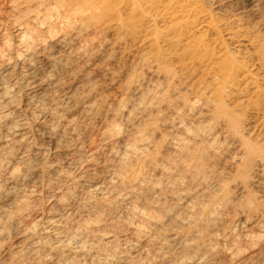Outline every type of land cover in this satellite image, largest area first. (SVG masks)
Returning <instances> with one entry per match:
<instances>
[{"label":"bare ground","instance_id":"6f19581e","mask_svg":"<svg viewBox=\"0 0 264 264\" xmlns=\"http://www.w3.org/2000/svg\"><path fill=\"white\" fill-rule=\"evenodd\" d=\"M222 1H9L0 264H264V17Z\"/></svg>","mask_w":264,"mask_h":264},{"label":"rangeland","instance_id":"374dc122","mask_svg":"<svg viewBox=\"0 0 264 264\" xmlns=\"http://www.w3.org/2000/svg\"><path fill=\"white\" fill-rule=\"evenodd\" d=\"M9 1L10 0H0V28H1L0 29V36L3 34V32L5 30L6 31L5 36H3L2 38L3 39L7 38L10 40L11 44H14L15 38L13 39V37L16 36V34H17L16 32H19V31H18V28L14 27V26L9 25L8 28L6 26L8 24H11L12 21L14 22V20L17 19V17L14 19L13 15H15L16 13H14V12L12 13L11 7H13V5L10 4ZM235 1L236 0H224L218 4H215L214 6H212L210 8H211V10H215L217 8L221 9L223 7V9L233 10L236 8V5H234ZM247 2H249V1H247ZM257 2H258L259 9H260V15L264 17V0H257ZM17 9H19V8L17 7ZM20 9H23L22 6ZM17 12H18V10H17ZM15 16H17V15H15ZM2 24H3V26H2ZM2 38H0L1 41H2ZM96 78H97V80H100L98 76H96Z\"/></svg>","mask_w":264,"mask_h":264}]
</instances>
